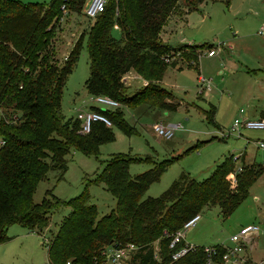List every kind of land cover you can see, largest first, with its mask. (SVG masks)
Masks as SVG:
<instances>
[{
    "label": "trees",
    "instance_id": "trees-1",
    "mask_svg": "<svg viewBox=\"0 0 264 264\" xmlns=\"http://www.w3.org/2000/svg\"><path fill=\"white\" fill-rule=\"evenodd\" d=\"M217 1L230 3L107 0L87 31V93L109 96L130 109H175L173 94L157 82L168 67L177 66V59H170L187 44L171 46L161 37L169 22H185L187 15L203 3ZM86 2L0 0V244L10 240L7 231L11 225L39 233L48 227L51 212L68 206L70 212L47 242L45 264H103L108 248L128 244L136 246L128 264H207L209 259L211 264H223L225 247L221 245L212 246L210 254L195 246L173 260L172 254L186 242L180 240L172 248L170 243L184 223L205 207H219L226 218L248 197L258 174L264 173V165H242L241 171L235 173L232 154L204 180L197 181L183 172L159 196L146 198L144 193L170 162L157 163L130 176V164L141 158L114 155L97 182L104 184L116 206L100 218L86 192L61 202L52 189H47L41 202H34L38 184L47 180L50 172H55L58 181L63 178L72 151L96 157L101 144L113 140L111 126L94 122L88 133H82L79 121L66 119L61 111L63 88L79 58L83 33L61 58L54 40L65 14H81ZM114 26L120 32L118 39L112 34ZM210 47L209 43L199 44L193 55L196 60L192 59L188 66L197 65L201 54ZM134 69L147 82L126 94V75ZM91 109L105 115L126 135L133 133L120 108Z\"/></svg>",
    "mask_w": 264,
    "mask_h": 264
},
{
    "label": "rangeland",
    "instance_id": "rangeland-1",
    "mask_svg": "<svg viewBox=\"0 0 264 264\" xmlns=\"http://www.w3.org/2000/svg\"><path fill=\"white\" fill-rule=\"evenodd\" d=\"M94 21L86 17L84 11L81 14L67 12L54 40L61 58L68 54L83 33L79 58L62 92L61 111L66 119L75 118L76 110L83 107L89 98L84 86L89 75L87 31ZM263 23L264 0H230L228 5L224 1L206 2L191 11L185 22L171 21L166 27L165 42L171 46L187 44V47L170 59L171 62L176 58L177 66L168 67L157 83L173 94L175 109L146 110L143 106L136 109L121 106L119 110L124 121L133 127V133L126 135L111 125L113 140L101 144L96 157L72 151L67 157L68 168L63 178L58 181L54 178L55 172H50L48 179L38 184L34 202H41L47 189H52L53 195L61 202L86 192L88 202L97 209V217L106 215L115 208L116 200L97 180L106 162L118 154L141 158L139 162L130 164V176L157 163L170 162L143 198L159 196L183 172L197 181L204 180L230 154L233 155L234 170L242 166L243 160L241 157L237 161L233 159L244 153L246 163L263 165L264 149L258 148L256 142L264 141V130L242 127L239 135L228 133L235 119L245 118L240 115V109L247 112L249 120L260 119L264 111V32L258 33ZM112 34L120 38L116 26ZM204 43L211 44L209 49H214L215 55L208 56V50H205L197 65L188 66L192 59L196 60L193 56L196 48ZM126 77V94L134 93L147 82L135 69ZM200 77L209 81L210 86L202 93L200 90L204 83L199 82ZM160 122L179 125L171 139L165 140L154 132V126ZM69 212L68 206L51 212L48 227L39 233L30 232L18 224L11 225L7 231L10 240L0 244V264H45L47 242ZM199 215L197 222L184 231L186 244L203 247L206 254L205 247H233L232 235L243 227L256 225L259 227L258 237L254 238L253 246L247 244L241 254H248L257 263L264 261V173L258 174L248 197L228 217L223 218L217 206L205 207Z\"/></svg>",
    "mask_w": 264,
    "mask_h": 264
},
{
    "label": "built area",
    "instance_id": "built-area-1",
    "mask_svg": "<svg viewBox=\"0 0 264 264\" xmlns=\"http://www.w3.org/2000/svg\"><path fill=\"white\" fill-rule=\"evenodd\" d=\"M107 3V0H87L85 7L83 9L84 14L89 19H94L98 14H100ZM63 13H66V9L62 6ZM264 32V23L260 26L258 33L262 34ZM215 51L213 49L207 51L208 56L215 55ZM127 78V77H126ZM199 82L204 83V86L201 87L200 92L202 93L204 90H209V81L206 82L203 77L199 78ZM91 106L115 110L117 108H121L120 102L117 100L106 96V95H89L85 105L81 108L76 110L75 119L79 121V129L82 133H88L91 129V125L94 122H101L104 123L106 126H111V122L108 118L94 110L91 109ZM240 115L245 116L242 120L235 119L230 130L229 134H240V129L242 127L247 129L253 130H264V119L260 118L257 120H249L246 116V112L243 109L239 111ZM179 125L176 124H164L162 122L156 124L153 128L154 132L158 137H161L165 140H169L172 138L175 129H177ZM2 142V141H1ZM0 142V143H1ZM256 145L258 148L264 149V142L257 141ZM239 157H235L233 160L237 161ZM241 171V166L235 169L236 172ZM233 181H235V176L233 177ZM200 215L196 214L188 221L184 223L182 228L178 230L170 243V248L174 247L176 243L184 238V231L189 228L190 226L194 225L197 220L199 219ZM259 227L256 225H248L243 227L239 230L237 234H234L230 237V240L234 243L233 247L225 248V252L222 255V262L223 264H264V261L257 263L251 259L248 254L242 255V250L245 251L246 245L248 244L249 247H252L254 238L258 237ZM195 246L185 244L180 250L175 251L172 254V259L176 260L183 256L186 252L190 249H193ZM136 249V246L133 244H128L125 246L117 247L113 246L107 249L106 252V259L103 264H125L127 260H129L131 253ZM205 252L210 254L213 249L212 247H205ZM66 264H71L70 262H66ZM207 264H211L210 259L207 261Z\"/></svg>",
    "mask_w": 264,
    "mask_h": 264
},
{
    "label": "crops",
    "instance_id": "crops-1",
    "mask_svg": "<svg viewBox=\"0 0 264 264\" xmlns=\"http://www.w3.org/2000/svg\"><path fill=\"white\" fill-rule=\"evenodd\" d=\"M171 22H169L168 24H167V26L170 24ZM166 26V27H167ZM166 34H168L167 33V29L165 28V30H164V33H163V35H162V41H164L165 42V39H164V36L166 35ZM214 50V49H213ZM246 116H247V112H246ZM262 118V117H261ZM264 119V118H263ZM258 141H262V140H258ZM262 142H264V141H262ZM242 165H246V164H252V163H255V162H251V163H246L244 160H245V153L244 154H242ZM262 165V164H261ZM264 165V164H263Z\"/></svg>",
    "mask_w": 264,
    "mask_h": 264
}]
</instances>
